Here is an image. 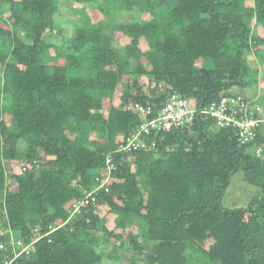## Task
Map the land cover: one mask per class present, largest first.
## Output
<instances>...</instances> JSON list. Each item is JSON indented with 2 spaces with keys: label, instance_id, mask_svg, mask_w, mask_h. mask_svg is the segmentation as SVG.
<instances>
[{
  "label": "trees",
  "instance_id": "trees-1",
  "mask_svg": "<svg viewBox=\"0 0 264 264\" xmlns=\"http://www.w3.org/2000/svg\"><path fill=\"white\" fill-rule=\"evenodd\" d=\"M247 1L74 0L77 10L139 18L105 27L83 15L68 36L56 27L58 0H0V264H264V122L244 144L215 115L227 105L248 120L257 106L264 121L242 93L259 73L249 52L264 67V36L251 27L255 20L264 34V0ZM173 95L192 122L126 149L154 118L134 106L157 113ZM17 160L25 170L10 186L4 162ZM239 173L260 194L227 208ZM18 242L32 249L15 259Z\"/></svg>",
  "mask_w": 264,
  "mask_h": 264
},
{
  "label": "rangeland",
  "instance_id": "rangeland-1",
  "mask_svg": "<svg viewBox=\"0 0 264 264\" xmlns=\"http://www.w3.org/2000/svg\"><path fill=\"white\" fill-rule=\"evenodd\" d=\"M249 7H253V2L251 0L247 1L246 3ZM78 6H76L74 0H58V8L59 11L55 17L56 21V27L58 29H62L65 31V34L68 36H71L74 32L75 23L80 21V19H84L85 17H82L83 15H89L92 19V21L96 24L103 23L105 27H107L110 24H113L114 22L117 23H126L131 21H136L139 18L138 14H132L129 16L126 15H118L116 18H112L110 16H103L102 13H100L96 7L92 6H85V8H82L80 10H77ZM79 8V7H78ZM253 35L256 37H262L263 29L260 27L255 20L251 23ZM50 37V36H49ZM50 40L54 44L61 45L62 39L59 36H51ZM115 46L117 47H123L124 42L121 40L117 41L115 43ZM261 50H264V46L260 47ZM264 52V51H263ZM249 59V63L252 69H256L259 71L258 76L256 79H254V74L251 72L249 74V79L253 82V85L243 89L242 93H245L248 95L249 98L255 99L263 108H264V67L260 63V58L256 56L255 51L252 50L249 52V55L247 57ZM133 79V78H132ZM1 86V81H0ZM154 87V85H152ZM143 90L148 91L147 88H144ZM159 90L161 92H164L163 87H159ZM114 105L120 106L121 105V98L120 94L115 96V100L113 102ZM121 107V106H120ZM123 107V106H122ZM188 123H191L192 121L189 119L187 120ZM262 134L264 135V126L261 128ZM166 138V137H165ZM163 138V140H165ZM124 147L127 148L125 145ZM21 149H24L23 146ZM42 161H44V158L41 156ZM24 164L25 161L23 160H17V161H5L4 166L8 175V182L10 186H16L15 176L20 175L24 172ZM36 165V164H35ZM39 165V166H38ZM37 166H34L33 168L39 169L40 168V162ZM31 169V168H30ZM111 182H114L113 178H106L104 180L103 184H110ZM260 194V190L249 183H247L244 180L243 174L239 173L232 177L231 184L228 189L227 196L225 197L223 201V205L227 208H238V207H246L248 204L256 197H258ZM98 213H100V218L105 220L107 223H105V227L110 232H115L116 234L120 235V232L115 230V224H114V217L109 216L106 214L104 209H99ZM38 231L34 233L40 232V228H37ZM136 229H134V232ZM98 238H101L103 242L106 240L105 236H103V233L95 232L93 233ZM142 240V239H141ZM111 241V239H110ZM102 242L101 248L104 249V243ZM107 245V246H106ZM106 249H111V245L109 244L108 240L105 244ZM126 253H132L130 248L126 250ZM195 254L193 252H188V255L190 258H192Z\"/></svg>",
  "mask_w": 264,
  "mask_h": 264
},
{
  "label": "built area",
  "instance_id": "built-area-1",
  "mask_svg": "<svg viewBox=\"0 0 264 264\" xmlns=\"http://www.w3.org/2000/svg\"><path fill=\"white\" fill-rule=\"evenodd\" d=\"M233 104H235V106L240 109L241 111L239 112H247L246 110V103L244 102L243 99H239V100H233L232 101ZM135 110L137 112H139L140 114H142L143 116L147 117L149 115L154 116V118L148 120L147 122H145L141 127H139V129L136 131L135 134H133V136L128 139V143H127V148L126 149H131L133 148L134 150H136L138 148L137 145V140L140 139V136H142L143 134H147L150 135L152 133V131H156V132H169L171 130V128L173 127H178L180 125H182L183 123H188L187 120H193V116L194 113L193 111H191L189 109L188 103L184 100L181 99L178 95H173L172 97H170L167 101V103L165 104V106L161 109H159V111L157 113L154 112L152 106H143L140 104H136L135 106ZM226 111L230 112V114L226 115ZM217 114H215L219 120L222 122V124L224 125H228V124H233L236 128L238 127L240 129V137L243 140V143L245 144L247 141L254 139L255 134L254 131L256 130V127H260V125L264 122L261 118L260 115L262 114L261 108L260 107H255L254 111L252 112L253 115L251 116V118L244 119L241 118L242 120L239 121L237 119L238 116V112L233 111L231 107H228L227 105H224L221 107V111L220 112H216ZM25 165V164H24ZM25 170V168H24ZM95 192H91L89 193L86 198L90 199L92 201H95V197L94 194ZM86 203L83 202H79L74 206V210L71 214L75 215L76 213L79 212L81 206L85 205ZM58 228V227H57ZM38 229L35 230V232H37ZM41 231V230H40ZM37 236L40 234V232L36 233ZM40 238H42V236L39 235V237H37V240H39ZM36 242V241H34ZM33 243V242H32ZM16 246L18 248H20V251L15 250L13 253L15 254L14 258H18L20 255H28L32 249V245H26L25 243L22 242H18L16 244ZM15 248V247H14Z\"/></svg>",
  "mask_w": 264,
  "mask_h": 264
}]
</instances>
